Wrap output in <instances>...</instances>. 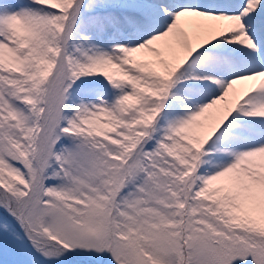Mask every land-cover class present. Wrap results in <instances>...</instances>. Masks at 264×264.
<instances>
[{"label":"snow or ice","instance_id":"obj_1","mask_svg":"<svg viewBox=\"0 0 264 264\" xmlns=\"http://www.w3.org/2000/svg\"><path fill=\"white\" fill-rule=\"evenodd\" d=\"M0 264H264V0H0Z\"/></svg>","mask_w":264,"mask_h":264}]
</instances>
